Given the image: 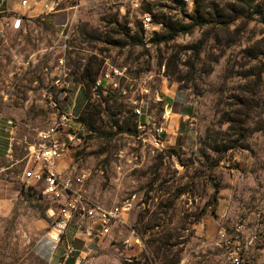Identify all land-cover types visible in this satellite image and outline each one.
Listing matches in <instances>:
<instances>
[{"label":"rangeland","instance_id":"obj_1","mask_svg":"<svg viewBox=\"0 0 264 264\" xmlns=\"http://www.w3.org/2000/svg\"><path fill=\"white\" fill-rule=\"evenodd\" d=\"M183 1L121 9L63 0L47 15L45 0H28L41 13L10 20L0 37V114L14 117L16 166L6 179L26 192L0 226V264L49 261L65 197L45 195L23 172L28 148L51 114L69 110L78 85L58 172L87 206L125 208L92 264H230L222 230L238 238L243 264H264V240L247 248L264 231V0ZM61 59L66 75L56 84ZM114 69L121 76L105 79ZM174 93L196 105L193 126L160 145L138 128L135 110L144 102L159 114ZM92 228L76 215L63 239Z\"/></svg>","mask_w":264,"mask_h":264},{"label":"built area","instance_id":"obj_2","mask_svg":"<svg viewBox=\"0 0 264 264\" xmlns=\"http://www.w3.org/2000/svg\"><path fill=\"white\" fill-rule=\"evenodd\" d=\"M61 1L63 0H45L42 3L44 13L47 15L57 13V8ZM110 2L113 5L120 6L121 9H139L141 5V0H110ZM184 2L192 4V0H184ZM22 6L28 7V0L22 1ZM0 16H2L1 13ZM142 21L145 29L150 28L152 18L149 15H145ZM9 26V22H1L0 37L5 35L6 28ZM58 70L59 74L55 82L56 84L61 83V77L66 75L63 59L60 60ZM121 74L118 70L114 69L113 72L105 74V79L116 78L121 76ZM98 85H101V81ZM114 86H117V84L115 83ZM83 89V85L74 86L72 91L76 99ZM76 99L68 111L61 115H50L47 130L40 134L38 145H31L28 148V162L23 174L24 178L30 183L43 185L42 190L45 195L53 198L65 197V202L61 207L60 219L56 222L53 231L62 234L66 233L75 216L81 215L83 218L88 219L90 225L93 226L87 232L89 237L94 235L95 239L94 241L92 239L91 242L101 245L111 236L113 227L122 221L125 208H105L98 205L87 206L81 195L77 193L71 195L73 184L70 181H63L61 173L57 169L58 162L62 160L64 153L68 150L67 142H71L74 137V119L76 117L73 111L76 107ZM147 106L143 102L135 110L139 121L138 128L144 132L146 130L153 131L155 142L163 145L165 136L167 135L168 113L164 110L162 113L156 114L149 111ZM220 235L224 239L223 242L226 246L229 263L243 264L238 238L227 237L225 230H222ZM259 239L264 240V231L259 236H253L247 243V248L254 246L255 242ZM79 253L80 255L82 254L81 252Z\"/></svg>","mask_w":264,"mask_h":264},{"label":"crops","instance_id":"obj_3","mask_svg":"<svg viewBox=\"0 0 264 264\" xmlns=\"http://www.w3.org/2000/svg\"><path fill=\"white\" fill-rule=\"evenodd\" d=\"M35 4L38 5L37 3ZM34 6L24 7L15 0H0V13L2 15L0 16V24L1 22H9L10 24V26L6 28L5 34L11 27L10 22H14L17 15L26 16L28 13V18H33L37 16V14H40V6ZM58 12L55 14H58ZM11 14L12 16H10ZM81 95L82 93H80L78 99ZM168 96L169 97L165 98L166 101L163 103V109L169 116L166 139L169 146H174L181 136L186 135V133L190 135L189 130L193 126L196 105L187 102L185 97L181 94L174 93ZM162 112L163 111H161V113ZM13 118L10 112L0 114V226L13 217L17 210L21 208L26 192L23 181L13 178L6 179L7 172L16 166V163H10L8 161V159L12 157V152L14 150L13 133L15 132V128L12 126ZM64 234L53 231V229L50 231L49 238L51 239L53 248L47 264H92L95 260L93 256L95 252H97L95 249L103 248L104 243L108 240L98 245L97 243L91 242L92 238H89L88 234L83 235L84 233L80 231L76 234L74 233L71 238L66 236V238L63 239ZM107 246L109 247L110 244ZM79 252L82 254L80 255ZM103 258L106 259V253L104 252L98 255L97 259L101 260Z\"/></svg>","mask_w":264,"mask_h":264},{"label":"trees","instance_id":"obj_4","mask_svg":"<svg viewBox=\"0 0 264 264\" xmlns=\"http://www.w3.org/2000/svg\"><path fill=\"white\" fill-rule=\"evenodd\" d=\"M184 2V1H183ZM196 12H197V8H196ZM205 23V21H203V22H200V23H198V25H203ZM192 28H194V27H192ZM134 42H135V44H141L139 41H137V40H133ZM85 88V87H84Z\"/></svg>","mask_w":264,"mask_h":264},{"label":"water","instance_id":"obj_5","mask_svg":"<svg viewBox=\"0 0 264 264\" xmlns=\"http://www.w3.org/2000/svg\"><path fill=\"white\" fill-rule=\"evenodd\" d=\"M157 144H159V143H157Z\"/></svg>","mask_w":264,"mask_h":264}]
</instances>
